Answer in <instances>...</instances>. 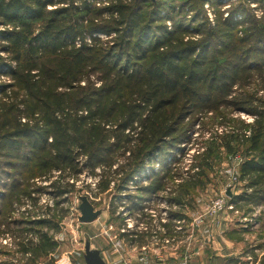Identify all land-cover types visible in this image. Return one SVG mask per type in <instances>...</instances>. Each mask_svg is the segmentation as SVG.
Instances as JSON below:
<instances>
[{"label": "trees", "instance_id": "trees-1", "mask_svg": "<svg viewBox=\"0 0 264 264\" xmlns=\"http://www.w3.org/2000/svg\"><path fill=\"white\" fill-rule=\"evenodd\" d=\"M3 75L0 224L5 204L34 208L45 190L58 204L85 172L139 212L166 187L179 207L171 218L184 219L220 147L244 155V189L230 201L264 202V0H0ZM205 119L222 130L172 172L171 188L164 178ZM34 209L16 219L24 239L35 235L20 241L17 264H56L54 233L41 226L58 222Z\"/></svg>", "mask_w": 264, "mask_h": 264}, {"label": "rangeland", "instance_id": "rangeland-1", "mask_svg": "<svg viewBox=\"0 0 264 264\" xmlns=\"http://www.w3.org/2000/svg\"><path fill=\"white\" fill-rule=\"evenodd\" d=\"M225 4L227 2H224ZM211 5L212 2H207L204 4V8L212 19L214 14ZM251 6H255V4H251ZM256 12L259 13V11ZM7 78L6 75L0 76V80ZM234 116H239L246 122L252 120V117L242 112L235 113ZM215 127L216 121L212 122L211 119H205L199 125L194 126L195 133L192 139L183 144L184 151L177 158L178 161L171 163V165L174 163L175 165L164 178L166 185L172 188L174 184L178 183L180 179L176 178L172 172L185 171L186 167L195 162V155H199L198 152L205 149L208 144L207 141L215 139L211 136L220 134L222 128L218 127L216 130ZM248 131L245 132L248 134ZM236 156L241 159L244 158L241 146L238 147L237 152L231 154L221 147L218 148V153L216 152L212 159L211 168L206 169V175L202 176L203 186H198L190 192L191 200L187 199L189 203L183 207L185 218L181 220L176 217L171 218L173 217L171 211H176L179 207L174 204L167 205L163 197L168 196L171 192L166 187L150 195L149 198L146 196V199L141 203L143 208L140 212L139 210H131L128 204H120L117 199L113 200L118 194L114 184L110 185L111 188L108 192H99L95 177L89 175L88 172L79 175L74 190L68 193L65 200H62L65 196L59 198L58 204H56V199L51 198L47 194L48 191L45 190V193L39 196V201L35 207L47 211L48 219L53 217L54 221L58 222V231L54 228H48L47 224L41 226L43 231H47L50 235L54 233V239L57 241V247L54 250L56 264H86L87 258H93L96 264H124V261L129 257L130 249L133 248L138 251L142 246L141 242L144 243L148 240L153 244H165L164 246L178 244V247H185L184 245H186L190 252L197 247L199 250L200 247V250L204 251L203 256H210L213 249H223V215L229 216L228 221L229 218L231 219L228 226L229 230L240 227L238 218H243L242 215H245L244 218L246 219L249 216V212L246 210L245 214H239L240 207L238 209L235 206L234 209L238 210L233 209L232 215L229 213L231 211L227 212L223 209L218 213L209 211V206L215 199L226 196V199L231 202V196L235 195L233 192L241 193V189L242 191L244 189L245 182L239 180L240 162ZM155 166L157 167V163ZM57 173L55 172L53 175L56 176ZM48 182V180H38L37 183L45 185ZM144 183L147 181L145 180ZM128 192L140 195L135 188H129ZM87 195H95V197L92 196V200ZM83 199H87L97 213L92 220L82 221L79 219L81 216L79 205ZM1 205L0 203V207ZM259 205L261 204L259 203ZM5 206L6 217L3 216L4 219L0 224V261L2 264H6L7 260L12 259L16 264L23 263L25 258L20 259L23 255L20 251V241L24 239L25 235L23 237L22 235L25 233L22 234L21 229H26L27 226L22 221L17 223L16 219L27 215V213H21L23 209L30 211L36 209L24 200L21 205H17L15 202L13 210L9 205L5 204ZM49 208L51 209L50 212L48 211ZM241 210L243 211V209ZM259 211H262L261 215H264V205L260 207ZM167 223L168 225L164 226ZM183 234L186 238L178 242L180 235ZM254 235V233H243L242 241H247L246 239L249 237L248 241L251 239L256 241V238H253ZM165 237L170 238L171 241L166 242ZM187 237H194V242L190 240L187 244L185 242L189 240ZM28 238L34 239L35 235L29 233L25 239ZM155 240L158 242L155 243ZM186 247L184 251H186ZM194 258V255L189 256L188 254L180 264H193ZM126 262L129 263L127 260Z\"/></svg>", "mask_w": 264, "mask_h": 264}, {"label": "crops", "instance_id": "crops-1", "mask_svg": "<svg viewBox=\"0 0 264 264\" xmlns=\"http://www.w3.org/2000/svg\"><path fill=\"white\" fill-rule=\"evenodd\" d=\"M240 192H242V189ZM233 193L238 195L237 193L239 192ZM233 203L236 208L240 207V209L238 208L239 214H245L246 210L249 212V216H247L248 218L246 219L244 218L245 215H242L244 216L243 218H238L240 227L238 229L234 228L229 230L228 226L230 225L231 219L229 218L228 221L227 218L229 216L225 217L223 215V249H213L210 256H203L204 251L200 250V247L199 250L197 247L190 252L188 251L189 247H186V245H184L186 247V251H184L185 247H178V244L164 246L165 244H153V242L148 240L144 243L141 242L142 246L138 251L131 248L128 252L129 257L126 259L129 263H125V260L124 264H180L188 254L189 256H195L193 264H247V262L249 264H264V215H261L262 211H259L260 207L264 205V202H261V205H259V203H248L237 198ZM241 209H243V211ZM229 213L232 215L233 211ZM258 232L260 233L258 234ZM243 233H254L257 235L253 237L256 238V241L251 239L249 240L251 242H249L248 239L250 237L246 239L249 243L247 241H242ZM184 238H186L184 234L182 236L180 235L178 242ZM187 240L188 242H185L189 244V241L193 240L194 242L195 238L187 237ZM157 242L158 241L155 240V243ZM242 243H244L245 246L242 245ZM197 258L198 260H196Z\"/></svg>", "mask_w": 264, "mask_h": 264}, {"label": "built area", "instance_id": "built-area-1", "mask_svg": "<svg viewBox=\"0 0 264 264\" xmlns=\"http://www.w3.org/2000/svg\"><path fill=\"white\" fill-rule=\"evenodd\" d=\"M248 133H249V131H248ZM236 157L239 160V162H241L242 159L239 156H236ZM234 206H235L234 203L229 202V200L226 199V196H223V198H218V199H215L213 201V203L209 206V211L211 213H218L219 211L221 212L222 209H223V211H225V210H228V211L238 210L236 208L234 209ZM164 240H166V242H169L170 238L165 237Z\"/></svg>", "mask_w": 264, "mask_h": 264}, {"label": "water", "instance_id": "water-1", "mask_svg": "<svg viewBox=\"0 0 264 264\" xmlns=\"http://www.w3.org/2000/svg\"><path fill=\"white\" fill-rule=\"evenodd\" d=\"M79 208L81 211V216L79 217V219L82 221L92 220L95 218L97 214L93 208V205L87 199H83L81 201ZM86 261H87L86 264H96L93 258H87Z\"/></svg>", "mask_w": 264, "mask_h": 264}]
</instances>
